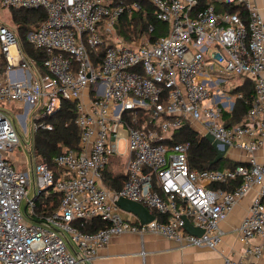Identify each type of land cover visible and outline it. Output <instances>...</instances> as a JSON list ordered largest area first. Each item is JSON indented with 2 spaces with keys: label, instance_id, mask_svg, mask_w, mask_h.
<instances>
[{
  "label": "built area",
  "instance_id": "built-area-1",
  "mask_svg": "<svg viewBox=\"0 0 264 264\" xmlns=\"http://www.w3.org/2000/svg\"><path fill=\"white\" fill-rule=\"evenodd\" d=\"M146 1L167 25L153 41L118 32L124 13H146L137 0H0V17L7 7L11 20V9L45 12L26 34L45 54L39 60L23 51L16 26L0 18V264H86L123 232L162 236L179 247L215 248L223 235L220 222L250 189L255 196L234 230L241 248L235 258L229 253L222 259L264 264V162L256 155L264 146V19L255 0H222L242 6L245 18L211 3L200 9L197 0ZM235 78H250L254 96L242 120L231 124L242 97V82L233 83ZM64 100L75 104L80 136L77 149L65 148L54 158L59 176L54 179L47 163L37 161L33 143L30 172L17 169L4 156L19 145L15 118L31 113L32 142L37 125L52 127L43 118ZM18 104L22 113H15ZM184 124L227 145L226 157L239 163L231 169L190 168L188 142H171ZM112 157L124 162L126 180L118 190L103 181ZM237 178L241 183L232 190L209 187ZM30 185L25 219L20 202ZM50 186L62 194L59 208L33 220L34 200ZM118 197L160 218L140 223L115 203ZM93 217L109 225L96 232L74 225ZM185 220L203 232H188Z\"/></svg>",
  "mask_w": 264,
  "mask_h": 264
},
{
  "label": "trees",
  "instance_id": "trees-1",
  "mask_svg": "<svg viewBox=\"0 0 264 264\" xmlns=\"http://www.w3.org/2000/svg\"><path fill=\"white\" fill-rule=\"evenodd\" d=\"M113 3L129 2L131 0H110ZM142 5L146 6V13L143 11H134L124 13L120 18L118 29L119 34L125 39H130L140 34H145L150 40H155L159 35L167 31V25L160 21L154 12V7L146 0H137ZM213 4L217 11L228 10L237 12L243 18L247 16V12L240 5L233 3H225L222 0H197L198 8H203L208 4ZM12 23L16 26L20 45L23 51L28 56L43 59L45 54L42 50L34 48L26 39V34L30 30L35 29L40 21L45 18V12L42 9H11ZM153 30L149 31V27ZM103 48V46H102ZM103 50V49H101ZM236 91V89H234ZM242 94V97L237 99L233 111L231 112V124L239 123L245 112L247 111L251 100L254 96V84L250 78L242 79V84L237 88ZM75 104L71 101L64 100L60 109L52 116L43 118L49 122L52 127L50 129L37 125L33 131L32 143L33 153L36 155L38 162H45L52 169L54 179H56L61 170L57 168L54 158L67 148L77 149L80 130L75 124L76 117ZM173 140L186 141L189 144L187 158L190 168L192 169H225L234 168L239 162L231 160L228 157H223L220 161L213 163L216 156L215 150L204 136L187 126L186 124L179 127L173 133ZM117 157H112L110 162L103 169V181L105 185L112 190L121 188L126 180V174L121 170L117 171L112 168ZM241 183V179L237 178L230 183H211L209 187H220L226 190H232ZM62 194L54 190L53 186L42 190L36 196L34 203L33 220L39 221L46 215L55 212L60 205ZM152 214L156 218H160L157 211L152 210ZM74 225L83 232H96L109 225L108 221L100 217H93L87 220H76Z\"/></svg>",
  "mask_w": 264,
  "mask_h": 264
},
{
  "label": "crops",
  "instance_id": "crops-1",
  "mask_svg": "<svg viewBox=\"0 0 264 264\" xmlns=\"http://www.w3.org/2000/svg\"><path fill=\"white\" fill-rule=\"evenodd\" d=\"M255 4L264 19V0H255ZM256 155L259 161L264 162V146ZM230 159L236 160L233 155ZM254 196L255 189L247 191L220 222L223 235L215 248L193 245L179 247L174 240L162 236L123 232L100 247L86 264H223V254L230 253L235 258L241 248L234 230L247 214ZM73 249L79 252L78 248Z\"/></svg>",
  "mask_w": 264,
  "mask_h": 264
},
{
  "label": "rangeland",
  "instance_id": "rangeland-1",
  "mask_svg": "<svg viewBox=\"0 0 264 264\" xmlns=\"http://www.w3.org/2000/svg\"><path fill=\"white\" fill-rule=\"evenodd\" d=\"M2 15L0 18L1 20L10 27L12 24V20L10 17V12L7 7H3L2 9ZM242 82L241 79L235 78L233 83ZM23 111V104L17 105V110H15V113H22ZM31 113H29L22 121L18 118H15L16 122V130L19 138V145L14 148L13 151L7 152L4 154V156H8L11 159H13V163L15 164L17 169H24L28 172H30V156H29V146L31 145V140L29 133L31 131V119H30ZM120 151L125 153L126 147L124 145V142H121L120 144ZM124 162L121 158L119 160L115 161L112 165V168H114L117 171H121L123 169ZM33 197V189L32 186L27 187V197H23L20 202V209L23 214V216L26 218H29L27 215V210H24V207L26 206L29 199ZM67 234V233H66ZM69 236V235H68ZM70 243L74 248H77V245L72 241L70 238Z\"/></svg>",
  "mask_w": 264,
  "mask_h": 264
},
{
  "label": "water",
  "instance_id": "water-1",
  "mask_svg": "<svg viewBox=\"0 0 264 264\" xmlns=\"http://www.w3.org/2000/svg\"><path fill=\"white\" fill-rule=\"evenodd\" d=\"M203 136L215 150L216 156L213 160V163H216L220 161L223 157H226L225 151L228 147L227 145L221 146L219 141L214 139V137L210 133H206ZM115 203L122 210L136 215L140 223H146L154 219V215L150 213L148 209L139 202H136V201H133L127 198H123V197H118L115 200ZM24 210H25V207H24ZM184 227L188 232L193 233L195 235H200L203 232L202 229L192 226L191 223H189L187 220H185ZM74 253L78 258L80 257L78 252L75 251Z\"/></svg>",
  "mask_w": 264,
  "mask_h": 264
}]
</instances>
